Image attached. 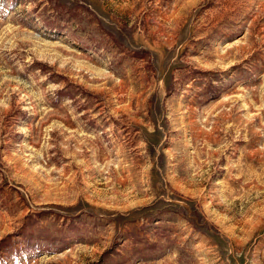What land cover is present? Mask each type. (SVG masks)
<instances>
[{
	"label": "rangeland",
	"instance_id": "obj_1",
	"mask_svg": "<svg viewBox=\"0 0 264 264\" xmlns=\"http://www.w3.org/2000/svg\"><path fill=\"white\" fill-rule=\"evenodd\" d=\"M0 264H264V0H0Z\"/></svg>",
	"mask_w": 264,
	"mask_h": 264
},
{
	"label": "trees",
	"instance_id": "obj_2",
	"mask_svg": "<svg viewBox=\"0 0 264 264\" xmlns=\"http://www.w3.org/2000/svg\"><path fill=\"white\" fill-rule=\"evenodd\" d=\"M143 51H137L138 54H142ZM180 211H182L181 213L183 214V216H185L195 227H199V221L195 216L192 215H187L186 211L184 213V211L181 209ZM17 255V254H16Z\"/></svg>",
	"mask_w": 264,
	"mask_h": 264
}]
</instances>
